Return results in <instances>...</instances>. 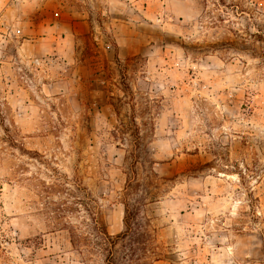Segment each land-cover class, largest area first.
I'll return each instance as SVG.
<instances>
[{"label": "rangeland", "instance_id": "obj_1", "mask_svg": "<svg viewBox=\"0 0 264 264\" xmlns=\"http://www.w3.org/2000/svg\"><path fill=\"white\" fill-rule=\"evenodd\" d=\"M254 32L264 0H0V264H87L127 202L151 264H264Z\"/></svg>", "mask_w": 264, "mask_h": 264}, {"label": "trees", "instance_id": "obj_2", "mask_svg": "<svg viewBox=\"0 0 264 264\" xmlns=\"http://www.w3.org/2000/svg\"><path fill=\"white\" fill-rule=\"evenodd\" d=\"M255 40H263L262 32H254ZM137 186V182L129 180L127 183V195ZM140 204L125 203L124 231L118 234H110L100 220L98 211L90 214L92 220L93 241L89 249L84 250V241L90 242L89 237L77 231L73 232V244L84 258V262L90 264L92 256L102 257L105 264H151L153 260L160 259L155 250L148 248L151 230L140 220ZM92 256H91V254Z\"/></svg>", "mask_w": 264, "mask_h": 264}]
</instances>
